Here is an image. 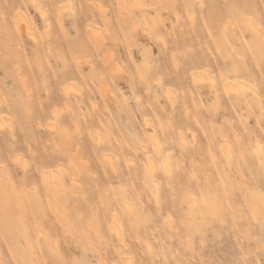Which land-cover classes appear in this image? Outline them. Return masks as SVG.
I'll use <instances>...</instances> for the list:
<instances>
[{
	"label": "rangeland",
	"instance_id": "rangeland-1",
	"mask_svg": "<svg viewBox=\"0 0 264 264\" xmlns=\"http://www.w3.org/2000/svg\"><path fill=\"white\" fill-rule=\"evenodd\" d=\"M118 1L0 0V264H264V0Z\"/></svg>",
	"mask_w": 264,
	"mask_h": 264
},
{
	"label": "bare ground",
	"instance_id": "bare-ground-1",
	"mask_svg": "<svg viewBox=\"0 0 264 264\" xmlns=\"http://www.w3.org/2000/svg\"><path fill=\"white\" fill-rule=\"evenodd\" d=\"M35 1H36V0H35ZM37 3H39V4H38V6H39V5H40V1H37ZM118 3H119L120 11H123L125 8L122 6V4H121V0H119ZM140 4H141V3H140ZM138 6H139V5H137L136 7L139 8L140 6H139V7H138ZM100 8H101V7H100ZM132 8H134V7H132ZM19 9H20V8H19ZM19 9H18L19 12H17V15H16V17H17V21H16V17H15V21H16V22L14 23V27H13V28H14V30H15L14 33L17 34V35L20 37V36L22 35V31H23V29H24V24H23L24 22H22V21H23L25 18H24V16L21 14V13H23V12H22L21 10H19ZM20 11H21V12H20ZM41 12H43V10H42ZM44 12H45V11H44ZM44 14H45V13H44ZM41 15H42V13H41ZM46 15H47V12H46ZM44 17H45V15H44ZM44 17H43V18H44ZM59 17H60V14H59ZM59 19H60V18H59ZM59 19H58V20H59ZM4 20H5V19H4ZM59 22H60V21H59ZM25 24H26V23H25ZM28 25H29V24H27L26 26H28ZM29 26H30V25H29ZM48 26H49V25H48ZM7 28H9V27L7 26ZM26 29L30 30L29 32H32V34H31L30 37H36V36H35L36 34L33 33L32 27H31L30 29H29V28H25V31H27ZM9 34H10V32H9ZM10 35H11V34H10ZM33 39H34V38H33ZM36 39H37V37L35 38V40H36ZM37 40H38V39H37ZM36 42L38 43L39 41H36ZM193 76H195V75H193ZM197 77H198V76H196V78H197ZM67 86H68V90L70 91L69 87L72 86V84H70V86H69V85H67ZM230 86H231V85H230ZM230 86H229V87H230ZM70 88L73 90L72 87H70ZM74 88H76V87L74 86ZM236 88H237V87H236ZM100 89H102V88H99V90H98L99 93L101 92L100 94H102L103 97H105L106 94H104V93H105L106 90L104 89V91H103V90L100 91ZM237 89H238V88H237ZM65 90H66V89H65ZM27 91H28V90L26 89V92H27ZM69 91H66V96L69 95ZM75 91H76V92H80L79 90H78V91L75 90ZM226 91H227V88H226ZM28 92H30V91H28ZM28 92H27V93H28ZM64 92H65V91H64ZM103 92H104V93H103ZM80 93L82 94V92H80ZM29 95H30V93H28V96H29ZM87 96H88V95H87ZM29 97H31V96H29ZM103 97H102V98H103ZM88 98H89V96H88ZM103 99H104V98H103ZM0 103H1V102H0ZM2 103L4 104V102H2ZM3 104H2V106H3ZM95 107H96V106H95V103H94V108H95ZM54 112L57 113V111H54ZM54 114H55V113H54ZM54 114H53V115H54ZM56 115H58V114H55V117L53 116L55 119H56ZM54 118H53V120H54ZM58 120H59V119H58ZM54 121H55V120H54ZM55 122H56V121H55ZM55 122H53V124H51V126H54V127H55ZM2 123H5V122H4V121H3V122L0 121V127L3 125ZM5 124H6V123H5ZM7 124H8V123H7ZM3 127H4V126H2V128H3ZM48 128L50 129V127H48ZM51 128L54 129L53 127H51ZM55 129H56V127H55ZM97 143H98V142H97ZM97 143H96V144H97ZM258 148L261 150L260 147H258ZM153 149H154V150H153L154 153L156 152V154L158 153L159 156H162V155H161V152H162V151L159 153V151H160L161 148H160V145H159V143H158L157 141H154ZM76 150H77V149H76ZM76 150H75V151H76ZM158 154H157V155H158ZM162 154H163V153H162ZM60 157L62 158V156H60ZM167 157H168V156H167ZM58 158H59V157H58ZM163 158H164V155H163ZM165 158H166V156H165ZM165 158H164V160H163V164H164L165 169L168 170L169 167H170L169 158H166V159H165ZM62 159H64V158H62ZM17 161H18V159H17ZM18 163H20V160H19ZM78 165H80V164H78ZM86 165H87V164H86ZM60 166H61V165H60ZM64 167H65V166H64ZM79 167H80V166H78V169H79ZM82 167H83V166H82ZM113 167H114V165H113ZM113 167H112V168H113ZM61 168H62V166H61ZM155 168H156V167H155V164H154L151 160H148V161H147V164H146V166H145V172H146L147 176H152V175H153L152 172H154L153 170H155ZM66 169H67V168L65 167V170H66ZM70 169H71V168H70ZM114 169H115V168H113V170H114ZM61 170H63V168H62ZM65 170H64V171H65ZM66 171H67V173L70 174V172L72 171V169H71L70 172H68L69 170H66ZM66 171H65V172H66ZM65 172H64V174H63V172H62V171H59V169H58V172L56 173L57 178H58V180H57L58 182H57L56 186H55L54 188H50L51 185L49 186L50 190L52 191V192H51V194H52V198H55V196L57 197V196L59 195L58 192H60V190L63 191V188H62V187L66 188V184H65V182H64L65 180H64V176H63V175H65ZM114 172H116V171H114ZM145 172H144V173H145ZM72 173H73V172H72ZM74 173H78V172H74ZM71 175H72V174H70V175H68V176H69L70 178H72ZM75 175H76V174H75ZM66 178H67V177H66ZM75 178H76V177H75ZM75 178H74V182H73V183H75V180H76ZM77 179H78V178H77ZM72 180H73V178H72ZM69 181H70V180H69ZM77 181H78V180H77ZM77 181H76V184H77ZM71 182H72V181H71ZM52 183H53V182H52ZM78 183H79V182H78ZM49 184H50V183H48V185H49ZM77 186H79V185H77ZM79 187H80V186H79ZM60 188H61V189H60ZM64 190H66V189H64ZM9 191H11V190L9 189ZM7 192H8V191H7ZM63 192H64V191H63ZM8 193H9V192H8ZM65 193H66V191H65L63 194L65 195ZM60 194H62V193H60ZM63 194L60 195V196H62L61 200L64 198ZM58 198H59V197H58ZM13 200H14V199H13ZM16 200H17V199H16ZM53 200H54V199H53ZM53 200H52V201H53ZM14 201H15V200H14ZM17 201L19 202V199H18ZM17 201H16V202H17ZM63 201H64V200H63ZM52 203H54V202H52ZM56 203H57V202H56ZM56 203H54V205H56ZM63 203H64V202H63ZM65 203H66V202H65ZM65 203H64V204H65ZM54 205H53V206H54ZM19 206H20V205H19ZM19 206H18V209L20 208ZM57 206H59V205H56V206L53 207V208L56 209ZM55 209H54V210H55ZM58 209L61 210V208H59V207H58ZM56 210H57V209H56ZM62 210H63V209H62ZM65 210H66V209H65ZM62 212H63V211H62ZM64 216H65V215H64ZM117 228H118V227H117ZM117 228H116V229H117ZM40 233H41V232H40ZM36 252H37V251H36ZM39 253H40V251H39ZM38 256H39V255H38ZM41 256H42V255H41ZM42 257H43V256H42ZM127 264H131V263H130V262H127Z\"/></svg>",
	"mask_w": 264,
	"mask_h": 264
}]
</instances>
